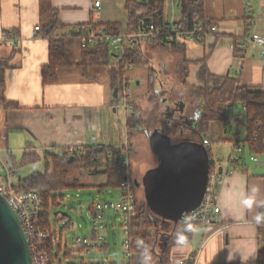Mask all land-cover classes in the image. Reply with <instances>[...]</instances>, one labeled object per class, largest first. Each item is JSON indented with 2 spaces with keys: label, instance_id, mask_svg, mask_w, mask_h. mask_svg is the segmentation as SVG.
Returning <instances> with one entry per match:
<instances>
[{
  "label": "crops",
  "instance_id": "0c3cea01",
  "mask_svg": "<svg viewBox=\"0 0 264 264\" xmlns=\"http://www.w3.org/2000/svg\"><path fill=\"white\" fill-rule=\"evenodd\" d=\"M50 1L58 9V21L63 25L53 37L62 40L63 52L71 65L56 68V81L48 83L42 80V68L49 63V38L41 29L34 31V27L39 26L38 0H1L0 4V39L5 31L17 38L15 46L0 40V61L6 62L4 96L18 105L5 108L0 102V164L8 171L12 183L17 180H13L14 167L24 153H37L42 159L45 153L58 154L69 147L102 144L129 146L136 155L138 138L144 135L148 145L147 134L153 129L136 127L128 138L129 113L119 107L110 80V70L119 57L115 55L109 64L89 65L84 69L82 55L88 48L80 47L73 29L80 24L106 29L103 24L117 23L119 31L116 33L130 32L127 0ZM95 1L99 2L98 6L94 5ZM203 2L205 17L216 23L215 33L206 35L202 41L179 42L180 50L153 49L148 43H142L145 62L126 67L127 81L134 83L131 87L134 108L138 106L137 112L142 118L146 119L152 112L164 117L167 103L162 101L161 92L169 91L170 85L176 83L171 74L173 70L186 69L185 83L201 86L197 72L206 54H209L206 64L213 75L229 76L264 90L261 47L243 46L253 32L264 37V0ZM180 19L178 0H165L164 23L173 25ZM150 82L157 98L153 99L149 93ZM153 104L157 106L155 111ZM214 133H218L217 138L221 134L222 139H227L224 122L210 123V138H214ZM249 155L246 148L235 165L236 170L223 179L216 221L209 225L193 224L184 242L177 240L171 248V264H184L190 257L195 258L194 264H260L264 260V252H260L259 225L253 221V216L264 213V209L254 205L248 210L241 203L249 196L264 200V154L257 155L258 162L251 161ZM5 172L0 174L5 175ZM253 187L257 188L255 193ZM161 224L158 226L161 232L156 236L159 241L164 242L168 235L184 233L181 221ZM105 245L106 242L102 247Z\"/></svg>",
  "mask_w": 264,
  "mask_h": 264
},
{
  "label": "trees",
  "instance_id": "16d2710c",
  "mask_svg": "<svg viewBox=\"0 0 264 264\" xmlns=\"http://www.w3.org/2000/svg\"><path fill=\"white\" fill-rule=\"evenodd\" d=\"M165 0H127L125 8L128 12V30L131 33L145 31L149 25L160 29L163 34H169L172 37L171 45L155 44L148 40L137 39L135 43L125 50L124 55L117 60V63L110 70V80L112 90L117 89L116 100L121 104L123 97L121 96V86L127 81L126 64H140L144 63V55L141 49L142 43H148L153 49L170 48L180 50V43L175 42V34L169 33L167 28L169 25L163 21ZM1 4V0H0ZM181 9V19L170 25L177 26L180 32H191L200 29L197 32L202 41L204 36V29L206 26L216 25L214 20L205 17L203 0H178ZM39 5V28L45 36L49 38V63L42 68V80L45 83L56 81L55 70L58 67L70 66L71 63L63 52V42L61 39H55L53 36L55 32L63 28V25L58 21V9L53 7L50 0H38ZM1 7V5H0ZM108 31H119L117 23L103 24ZM4 33H9L5 31ZM113 53L108 45H97L85 50L82 55L81 66L85 69L89 65L109 64L114 58ZM209 54L204 55L201 60L197 77L202 83L201 86L190 89V96L197 97L200 101L199 116L196 120L195 132L199 135L201 143L202 139L210 133V123L224 122L226 120V105L229 101L241 103L245 106L244 127L245 137L244 142L250 154L260 155L264 154V90L261 88L250 87L242 84L238 79L229 76H216L208 70L206 60ZM6 69V62L0 61V102L5 108H16L18 105L14 102L8 101L4 96L5 81L4 74ZM151 75L153 76V72ZM181 77V84L185 87L186 69L178 70ZM153 84L150 82L148 86L149 93H152V98H157L153 92ZM171 89V88H170ZM173 93V90L170 91ZM189 92V91H188ZM162 95L166 91L161 92ZM185 94V92L183 93ZM176 95V94H175ZM177 93V97H178ZM175 97V96H174ZM127 102L133 103L132 99ZM138 106H135L134 113L129 114L127 118V135L131 138L134 128H144L145 120L137 112ZM121 149L122 147L104 146L102 144L83 145L79 148H74L73 152L54 154L45 153L43 157L44 168L40 171L31 172L25 176H18L15 187L19 190L37 191L44 202V224L43 228L50 231V238L47 242V253L50 261L55 260L61 250V244L56 245L55 253L53 251V239L55 231L50 229V209L58 208L61 200L64 198L62 192L66 189L82 186L78 179L67 180L66 174L70 169L80 168L82 170L94 169L105 175V181L101 186L117 189L120 187L119 183L123 178V166L121 165ZM131 153V149L128 146ZM209 156L211 151L208 150ZM72 156L73 159L67 160ZM40 156L37 153H24L20 163L34 162ZM143 205L139 204L137 200V209L127 223L129 228L128 238L131 242L129 252L133 255L128 259L126 264H145L141 253L147 247L150 259L147 264H171L170 250L176 244L178 238H184L189 235L192 225H184V233L179 236L168 235L164 238V242L157 239V234L161 230L157 226L155 214L152 213L143 198ZM264 209V208H263ZM59 220V219H58ZM58 220H55L57 225ZM61 221V220H60ZM69 223L63 227L68 228ZM258 238H260V252H264V223L259 225ZM143 241V244H138V241ZM218 264H230L226 262H219ZM234 264V263H233ZM264 264V260L260 262Z\"/></svg>",
  "mask_w": 264,
  "mask_h": 264
},
{
  "label": "built area",
  "instance_id": "2783aa9c",
  "mask_svg": "<svg viewBox=\"0 0 264 264\" xmlns=\"http://www.w3.org/2000/svg\"><path fill=\"white\" fill-rule=\"evenodd\" d=\"M95 6L99 5L98 1H95ZM39 26L34 27V31H38ZM73 29L79 40L80 47L82 49L94 47L100 44L108 45L113 53L121 58L125 50L133 45L137 39L144 38L155 44L171 45L172 37L169 34H163L160 29L154 28L149 25L148 28L142 32L131 33L128 31H122L119 33H112L106 30L103 26H95L91 24H80L74 26ZM169 33L175 34V42L184 41H198L201 37L197 35L199 28L191 32H180L177 26L167 28ZM204 36L215 33L217 31L216 25L206 26ZM16 36L9 32L4 33L0 40L8 41L10 46L16 45ZM249 44H256L261 47L260 61L264 66V37L260 34L253 32L249 37L245 39L243 46ZM131 64H126V67H130ZM121 96L123 101L119 107L126 113H131L134 110V104L127 102L132 99V89L128 81L124 82L121 86ZM236 104L241 107L237 109ZM226 120L224 121L225 133L227 134V140L229 141L231 148L230 153L227 157L225 165H222L219 160L214 156H209V168L207 185L203 193V199L201 204L195 209L184 213L181 222L184 225L192 224H204L209 225L216 221L217 214L219 213L218 206V193L222 185V181L225 177L232 174L236 167L235 165L241 159L243 152L245 151L246 143L244 137L246 134L245 127L243 124L245 115V106L241 103L229 101L226 105ZM208 135V134H207ZM205 136L201 144L205 149L211 151L212 141ZM73 147L67 148L65 151L58 153H72ZM249 159L253 162H258L257 155L250 154ZM121 165L123 166V178L119 185L120 197L119 202L116 203L112 200H98L92 203V232L93 236L90 238L76 237L75 243L85 249L101 248L104 244V212L112 211L114 213L121 214V227L123 228L125 244V256L128 259L132 258L133 255L129 252L131 242L128 238L129 228L127 223L137 209V199L135 198V186L134 180L131 178L129 170L130 166V151L127 146H122L121 149ZM5 175L0 174V194L6 199L11 205L16 216L20 220L21 229L24 233L26 243L29 247V254L32 264H49V258L47 253V242L49 240L50 231L43 228L44 224L43 212L44 202L42 197L37 191H25L19 190L15 187V184L11 182L8 171ZM182 263V262H181ZM195 258L190 257L189 260L185 261L184 264H194Z\"/></svg>",
  "mask_w": 264,
  "mask_h": 264
},
{
  "label": "rangeland",
  "instance_id": "374dc122",
  "mask_svg": "<svg viewBox=\"0 0 264 264\" xmlns=\"http://www.w3.org/2000/svg\"><path fill=\"white\" fill-rule=\"evenodd\" d=\"M171 74H173L176 83L170 85V90H173V96H175V98L177 97V93L180 94L185 92L184 96L187 101L184 100L182 103H184L185 109H188V113L189 108L191 109L200 104L197 97L190 96V87H197L200 85L185 84V87H183L181 84L182 75L180 72H175L173 70ZM130 86L133 87L134 83L131 82ZM236 106L237 109L241 110L239 104H236ZM152 108H154L155 111L157 109L156 104H153ZM140 109L142 108L139 107V112L141 111ZM167 115L168 117L163 118L152 112L146 119L143 118L145 120L144 128H147L148 131L152 128H159L161 132L170 136L172 143L187 140L199 142V135L193 131L191 127L184 125L183 122L178 120L179 118L175 111L171 114L168 112ZM217 136L218 133H214V138H211V154L219 160L222 165H225L231 145L227 139H222L221 134L219 138H217ZM136 149L138 151L136 155H133L132 151L130 153L129 170L131 178L140 183L145 170L156 164V157L150 152L144 135L138 138ZM43 168V158L24 164H21L19 161L14 167L16 177L13 178V180L18 178V176H25L34 171L41 172ZM99 170V172H96L94 169L88 171L80 168H73L66 174L67 180L78 179L82 186L64 190L62 192L64 198L61 200L58 208L50 209V229L55 231V237L53 239L55 247L53 251L55 253L56 245L59 243L61 244V250L55 260L50 261L49 258V264H126L128 261L127 256H125L126 247L123 242L124 233L121 227L122 217L120 213L117 214L109 210L104 212L103 234L106 233V235H108L107 237L105 235L106 240L104 243L106 242L107 244L105 247L85 249L75 243L76 237H91L92 214H90V209L94 201L98 200L103 202V200H113L118 203L120 200L121 191L119 188L113 189L101 186L106 177L104 173H102V169ZM0 172H5L1 164ZM134 192L135 198L140 200L139 204L143 205V201L141 200V198H143L142 185L139 184L135 186ZM155 219L157 221V226L161 223V225L164 226L168 222L167 219H163L161 214H155ZM55 220H58L56 221L58 222L57 225L55 224ZM68 223L70 225L68 228L63 227Z\"/></svg>",
  "mask_w": 264,
  "mask_h": 264
},
{
  "label": "water",
  "instance_id": "95a60500",
  "mask_svg": "<svg viewBox=\"0 0 264 264\" xmlns=\"http://www.w3.org/2000/svg\"><path fill=\"white\" fill-rule=\"evenodd\" d=\"M117 96V89L113 90ZM165 100V99H164ZM197 116L194 118L196 122ZM148 147L156 164L145 170L140 183L150 211L174 224L203 199L209 168V154L196 141L171 142L170 136L154 128L147 134ZM73 159L72 156L67 160ZM0 264H32L20 220L0 194Z\"/></svg>",
  "mask_w": 264,
  "mask_h": 264
},
{
  "label": "flooded vegetation",
  "instance_id": "af4514ba",
  "mask_svg": "<svg viewBox=\"0 0 264 264\" xmlns=\"http://www.w3.org/2000/svg\"><path fill=\"white\" fill-rule=\"evenodd\" d=\"M171 90H167L166 94H164L162 101H166V107H165V111L164 112V117H168L167 113L170 112V114L175 111L177 114V117L179 118L178 120H180L181 122H183L184 125L189 126L191 128L194 129V131L196 130V122L194 121V118L197 116H199V107H193V108H189V111L187 113V110L185 109V105L184 100L187 101V99L185 98L183 93H180L178 95V97H174L172 95V93L170 92Z\"/></svg>",
  "mask_w": 264,
  "mask_h": 264
},
{
  "label": "clouds",
  "instance_id": "9594fccd",
  "mask_svg": "<svg viewBox=\"0 0 264 264\" xmlns=\"http://www.w3.org/2000/svg\"><path fill=\"white\" fill-rule=\"evenodd\" d=\"M257 191L256 187L252 188V192L255 193ZM243 207L245 209L251 210L253 206L257 208H264V200H256L254 196H249L247 198H244L241 201ZM253 221L255 222L256 225H260L264 223V213H257L256 215L253 216ZM184 242V237L180 236L178 238V243H183ZM138 244L142 245L143 241H138ZM142 259L144 260L145 264H147L148 260L150 259V254L148 251V248L145 247L143 252L141 253Z\"/></svg>",
  "mask_w": 264,
  "mask_h": 264
},
{
  "label": "bare ground",
  "instance_id": "6f19581e",
  "mask_svg": "<svg viewBox=\"0 0 264 264\" xmlns=\"http://www.w3.org/2000/svg\"><path fill=\"white\" fill-rule=\"evenodd\" d=\"M129 168H130V166H129Z\"/></svg>",
  "mask_w": 264,
  "mask_h": 264
}]
</instances>
